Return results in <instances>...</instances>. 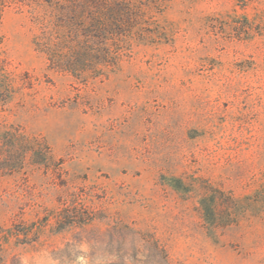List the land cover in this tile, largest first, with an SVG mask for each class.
<instances>
[{"label":"rangeland","instance_id":"374dc122","mask_svg":"<svg viewBox=\"0 0 264 264\" xmlns=\"http://www.w3.org/2000/svg\"><path fill=\"white\" fill-rule=\"evenodd\" d=\"M42 4L0 23V264H264V0H169L80 78Z\"/></svg>","mask_w":264,"mask_h":264},{"label":"trees","instance_id":"16d2710c","mask_svg":"<svg viewBox=\"0 0 264 264\" xmlns=\"http://www.w3.org/2000/svg\"><path fill=\"white\" fill-rule=\"evenodd\" d=\"M21 0H0L4 8ZM169 0H29L32 13L48 7V20L37 43L53 68L80 78L112 71L129 57L133 40L155 43L164 34L153 10ZM33 5V6H32ZM46 19V18H45ZM39 20V19H38Z\"/></svg>","mask_w":264,"mask_h":264}]
</instances>
